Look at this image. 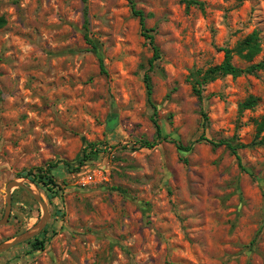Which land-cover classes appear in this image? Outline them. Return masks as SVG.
I'll use <instances>...</instances> for the list:
<instances>
[{"label": "rangeland", "instance_id": "obj_1", "mask_svg": "<svg viewBox=\"0 0 264 264\" xmlns=\"http://www.w3.org/2000/svg\"><path fill=\"white\" fill-rule=\"evenodd\" d=\"M135 0L161 57L127 0H0V218L6 185L24 181L48 204L35 238L0 264H264V70L194 84L257 31L264 57V0ZM88 6L93 49L84 36ZM107 74L101 72L99 57ZM152 78V103L144 75ZM253 109L240 110L249 96ZM115 117L113 125L110 119ZM155 118L167 140L152 148ZM238 149L241 162L226 145ZM211 140V141H209ZM191 145L181 150L176 143ZM91 142L98 146L78 167ZM50 164L49 190L21 173ZM43 206L12 190L0 243L33 228Z\"/></svg>", "mask_w": 264, "mask_h": 264}, {"label": "trees", "instance_id": "obj_2", "mask_svg": "<svg viewBox=\"0 0 264 264\" xmlns=\"http://www.w3.org/2000/svg\"><path fill=\"white\" fill-rule=\"evenodd\" d=\"M85 3L87 0H83ZM131 6L132 13L136 16L139 17L140 19V24L141 28L143 31V36L149 40L152 49H153V55L149 59V69H153L155 62L161 57L160 49L159 47L155 44L154 40V35L151 33V29H148L145 24V14L142 10L138 9L136 6L135 0H127ZM187 6L190 7L191 5L195 4H200L198 0H186ZM84 29H85V38L89 44H91L93 49H96V44L90 37V28H89V14H88V6L87 4L84 6ZM6 20L4 17H0V27L5 25ZM220 51L224 53V59L221 63L213 65L209 67L207 70H205L203 74L202 80H197L195 84L193 85L194 87V92L195 94L199 97L202 98V86L204 83L213 81L217 78L220 77H225L228 75H231L233 77H239L243 74H254L259 70H264V57L261 61L252 63L246 68H242L234 64L233 58L235 55L240 57L241 59L247 61V62H252L256 56H258L261 51V41L260 37L257 31L252 32L251 34L247 35L244 39L238 42V44L235 47H220ZM99 64L101 68V72L104 74H107V70L105 68V63L103 58L100 56L99 57ZM144 81L146 84V89H147V97L148 101L152 103V93H153V84H152V78L151 75L146 72L144 75ZM259 98L256 96H249L246 98L241 104H240V110L244 111L246 109H253L257 104H258ZM115 117H112L110 119L109 124L113 125L115 121ZM155 126H156V136L153 141L149 140H144L141 142L142 146L152 148L155 145H157L159 140H167V136H163L161 126L157 122L155 118H152ZM264 131V115L262 116L261 120L257 121V134L256 136H259L262 132ZM211 141V140H209ZM177 145V147L181 150H191L192 146L191 145H183L181 143H178L174 141ZM211 143L214 146H219V145H226L228 149L231 150V152L236 156L239 162H241V157L238 153V149L244 148L247 146V144L244 143H236L234 144L232 140L224 139L219 142H213ZM256 144H262L264 145V137L258 141L254 142ZM96 146H98L97 142H91L87 145V147L84 150V153L82 157L79 159L78 162V167L76 169H79V167H82L85 162L89 159L90 153H87V150L91 148V150L95 149ZM55 166V164H50L46 169L39 167L35 169H31L29 171H24L21 174L29 178L33 183H36L38 186L39 184H43L46 186L49 190H52L53 187L57 184H55L53 176L50 174V171L52 168ZM52 185V186H51ZM33 247L35 248H44L45 247V242L42 239L35 238V243H33Z\"/></svg>", "mask_w": 264, "mask_h": 264}, {"label": "water", "instance_id": "obj_3", "mask_svg": "<svg viewBox=\"0 0 264 264\" xmlns=\"http://www.w3.org/2000/svg\"><path fill=\"white\" fill-rule=\"evenodd\" d=\"M14 188H24L31 196H33V198L43 206L44 216L42 217L40 222L37 223L33 228L23 232L22 234H20L19 236L15 237L10 241L0 243V254L10 250L12 247L22 242L35 238L46 227L50 217L48 204L43 199V197L39 193H37L32 187L28 186L24 181L15 179V180H11L6 185L7 205L3 217L0 218V225H4L8 223V221L10 220V215L12 211V190Z\"/></svg>", "mask_w": 264, "mask_h": 264}]
</instances>
